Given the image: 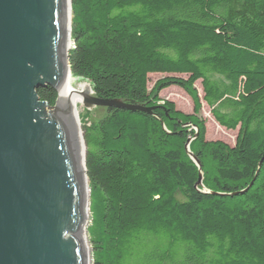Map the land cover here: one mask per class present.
<instances>
[{"label":"trees","instance_id":"1","mask_svg":"<svg viewBox=\"0 0 264 264\" xmlns=\"http://www.w3.org/2000/svg\"><path fill=\"white\" fill-rule=\"evenodd\" d=\"M70 27L71 76L150 108L82 125L92 264H264V0H71ZM196 81L234 145L206 139ZM171 85L193 113L160 99Z\"/></svg>","mask_w":264,"mask_h":264},{"label":"water","instance_id":"2","mask_svg":"<svg viewBox=\"0 0 264 264\" xmlns=\"http://www.w3.org/2000/svg\"><path fill=\"white\" fill-rule=\"evenodd\" d=\"M70 24L71 0H0V264H86L80 233L89 187L85 157L84 171L77 158L75 100L66 89ZM48 87L57 94L53 105L38 95ZM81 97L87 109L150 113L118 99ZM191 140L185 148L201 185Z\"/></svg>","mask_w":264,"mask_h":264},{"label":"rangeland","instance_id":"3","mask_svg":"<svg viewBox=\"0 0 264 264\" xmlns=\"http://www.w3.org/2000/svg\"><path fill=\"white\" fill-rule=\"evenodd\" d=\"M69 75H70L69 76L70 77L69 83H70L72 88H74V89L77 88L75 90H78V85L80 83L88 84L86 81L81 80L80 78L71 76L70 73H69ZM164 76H166V75L165 74H158V73L150 74L148 77V85H147L148 90L153 89L155 87V85L157 84V82L161 78H163ZM194 85L198 91V96L201 99L202 89H201L200 82L196 81ZM78 91H80V90H78ZM88 94L92 95V92L91 93L89 92ZM159 97L161 100L172 101L174 103L175 107L185 114H191L194 112V104H193L192 98L183 89L179 88L178 86L171 85L167 88L162 89L159 92ZM76 112H77L76 118H77L79 131H80V134H82V136H83V131H82L83 123H90L92 121H95V120L101 118L105 114V109H104V107H100V106H95V107H91V108L87 109L84 107V105L82 103V99H79V102L77 103V107H76ZM197 115L201 119H203V121H204L205 137L207 140H222V141L228 143L229 145H234L238 130L237 129L226 130L223 127L219 126L215 122V120L212 118V116L210 115L209 108L202 101V99H201V107H200ZM194 130H195L194 127H188V131H194ZM190 138H192V140H193V137L190 136ZM192 140L187 145V148L189 151H190L189 145L192 142ZM84 145L85 144H83V147H84ZM84 152H85V147H84ZM210 163L213 164V162H210ZM89 225H90V213L88 214V217L86 219L85 227H86V242H87V246L89 249V256H90V263L89 264H92V246H91V242L89 240V236L87 233V228L89 227Z\"/></svg>","mask_w":264,"mask_h":264},{"label":"bare ground","instance_id":"4","mask_svg":"<svg viewBox=\"0 0 264 264\" xmlns=\"http://www.w3.org/2000/svg\"><path fill=\"white\" fill-rule=\"evenodd\" d=\"M69 15H70V10L68 7V19H69ZM71 45V35H68V46ZM69 73H67L66 76V89L68 91V93L72 96V98L75 100L74 101V111H75V116L77 117V112H76V107H77V103L79 102V99H82L81 97V93H86L88 94L90 92V88L88 86V84L86 83H80L78 85V90H75L77 88H72L69 81H70V77H69ZM73 121V128H74V133H75V137H76V142H77V158H78V164L79 167L82 171H84V148H83V140L79 131V127H78V123H77V118L72 119ZM88 191L85 187V205H84V215L85 218L87 219L89 211H88ZM86 221V220H85ZM81 236V240L83 243V247L85 250V256H86V264L90 263V256H89V249L87 246V242H86V227L83 226L82 231L80 233Z\"/></svg>","mask_w":264,"mask_h":264}]
</instances>
